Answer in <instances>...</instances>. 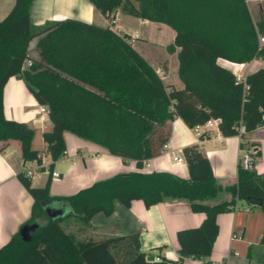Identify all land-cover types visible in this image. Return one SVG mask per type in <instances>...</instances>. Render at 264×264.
Returning <instances> with one entry per match:
<instances>
[{"label":"trees","instance_id":"trees-1","mask_svg":"<svg viewBox=\"0 0 264 264\" xmlns=\"http://www.w3.org/2000/svg\"><path fill=\"white\" fill-rule=\"evenodd\" d=\"M89 1L103 12L120 8L171 25L176 35L167 48L174 51L179 46L178 73L184 86L166 83L133 45L129 33L74 17L34 25L29 15L32 0H14L0 19V150L16 139L24 160H41L31 146L34 129L4 114V84L10 75L19 74L36 100L47 106L52 126L42 132L46 143L42 152L51 160L43 185H33L24 169L16 172L32 196L30 215L21 226L38 225L28 231V239L18 229L0 245V264H182L187 256L212 264L219 213L234 209L240 199L264 211V172L246 169L239 162L237 181L223 185L199 143L182 148L188 177L171 170L119 171L71 193L52 195L51 171L66 150L64 130L142 166L161 152L176 116L191 127L219 117L224 135L239 134L241 147L254 146L249 132L263 122L264 66L238 79L218 58L264 59L260 44L264 7L255 21L247 0ZM35 36L39 56L31 57L28 47ZM27 57L32 63L22 68ZM223 190L231 193L229 199L209 201ZM134 199H143L147 206L184 199L193 210L205 213L199 225L177 230L179 259H148L136 231L82 238L63 226L70 219L88 225L96 212L109 215L117 203L130 206ZM51 202L61 203L64 214L49 217L45 206ZM42 216L44 221L39 220ZM260 241L264 244V232Z\"/></svg>","mask_w":264,"mask_h":264},{"label":"crops","instance_id":"crops-1","mask_svg":"<svg viewBox=\"0 0 264 264\" xmlns=\"http://www.w3.org/2000/svg\"><path fill=\"white\" fill-rule=\"evenodd\" d=\"M255 1L261 2V0ZM13 2L14 0H0V19L9 11ZM247 3L253 19L258 20L260 12L255 16L250 0H247ZM263 7L260 6V11ZM29 15L34 25L65 17L109 25L110 19L115 16L116 24L111 26L129 33L136 48L139 39L149 41V38L137 29L135 31L127 29L123 25V20L133 17L141 23L167 29L170 39L163 42V47L167 49L166 56L158 63L144 56L154 65L166 83H172L178 88L184 86L179 73L174 76L170 73V56L176 54L178 57L179 46H176L174 51H169L167 48L176 35V30L166 25L168 23L143 19L125 13L120 8L103 12L89 0H32ZM151 35L155 38L153 34ZM37 38V36L33 37L29 43L28 53L31 57L39 56L36 47ZM164 38L162 37L161 41ZM218 62L232 69L236 75L241 74L244 77L247 73L264 66L262 57L244 62L219 57ZM176 64L178 68L179 59ZM39 104L21 75L14 74L7 78L3 87L4 114L9 118L23 120L34 129L31 146L42 153L46 145L42 132L50 129L52 122L48 113L38 111ZM170 125L171 132L167 141L171 144L169 148L171 154L183 155V146L199 143L202 151L210 158L219 182L227 185L237 181L241 157L239 134L224 135L220 131L219 124L213 123L203 126L206 137L201 138L194 127L189 126L180 116L172 119ZM71 133L69 130L63 131L66 153L62 157L68 161V165L63 168V165L59 164L61 157L53 163L52 169L62 175L52 177L50 188L53 180L58 181L63 177L65 180H62L63 184L57 186L58 189H50L52 195L71 193L96 179L119 171L171 170L181 176H189L186 160H174L172 156L165 154L162 148L159 154L144 160L143 165L138 166L133 158L124 159L120 155L111 153L102 144ZM249 139L254 143L255 150H260V154L255 156V169L264 172V126L261 125L250 131ZM27 165L28 161L22 158L19 142L16 139H11L0 150V245L5 243L30 215L32 196L16 175L17 171ZM47 176L48 169L38 177V180L33 175L31 182L33 185L44 184ZM230 197L231 193L223 190L216 198L209 201L216 202ZM48 205L52 208H64L59 202H51ZM204 217V212L193 210L189 201L184 199L160 201L150 206H147L143 199H134L130 206L117 203L116 209L109 215L102 211L96 212L90 218L88 225H80L75 219H70L68 225L75 228V231H69H73L78 237L103 238L126 231H136L140 233L142 249L154 254L155 259L166 256L177 260L180 257L177 230L197 226ZM45 219L46 216H42L39 220ZM218 222L219 233L211 253L212 264H264V244L260 241L264 232V211L258 204L240 199L234 209L219 213ZM201 263V259L192 256L184 257L182 260V264Z\"/></svg>","mask_w":264,"mask_h":264},{"label":"rangeland","instance_id":"rangeland-1","mask_svg":"<svg viewBox=\"0 0 264 264\" xmlns=\"http://www.w3.org/2000/svg\"><path fill=\"white\" fill-rule=\"evenodd\" d=\"M250 4L253 7L254 14L256 16L260 12V6L261 5L264 6V0H261L260 3L258 1H255V0H250ZM152 21L157 22L155 20H152ZM123 25H125V27L127 29L132 30V31H135L137 29L140 31V33H142L143 35H145L149 38V41H145L144 39H139L136 43L137 48L139 49V51L143 55H145L146 57H148L149 59H151L152 61H155L157 63L160 60H162L163 57L166 56V54H167L166 50L167 49L165 47H163V42L165 43L166 41H169V39H170V38H168L170 34H169V31L167 29H164L161 27H155V26L149 25L147 23H141L140 21H138V19H133V17H129V18L125 19V21L123 20ZM166 25L173 28L169 24H166ZM151 34H153L155 36V38ZM162 37L163 38L166 37V38H164V40L161 41ZM177 62H178V57L176 54L170 56V73H171V76L178 75V68H177V64H176ZM71 134L73 135L74 133H71ZM74 135L78 136L76 134H74ZM59 164H62L63 168H65V166L68 165V161L65 160L61 156ZM44 172H46V168L43 170L42 169H36L34 171V175L36 177V180H38V177L40 175H42V173H44ZM62 180H65V177H63L62 179H59L58 181L53 180V185L51 186L50 189H52V190H53V188L58 189L57 186H59L60 184H63ZM40 185H43V183ZM40 185H37V186H40ZM68 224H69L68 221L63 222L65 229L75 231V228L70 227ZM83 229H85V228H83ZM80 237L85 238V236H80ZM86 237H88V236H86Z\"/></svg>","mask_w":264,"mask_h":264},{"label":"built area","instance_id":"built-area-1","mask_svg":"<svg viewBox=\"0 0 264 264\" xmlns=\"http://www.w3.org/2000/svg\"><path fill=\"white\" fill-rule=\"evenodd\" d=\"M110 25H115L116 24V17L113 16L110 21H109ZM260 44L264 45V34L260 35ZM32 63V59L31 57H27L23 62H22V68H27L30 66V64ZM238 79L244 78L243 75L239 74L237 75ZM39 112H43V113H48V109L47 106L45 104H39ZM220 122V118H210L208 119L206 122L204 123H199L196 124L194 126V129L196 130V132L199 134V136L201 138H205L206 134L204 132V130L202 129L204 125H211L213 123L219 124ZM262 126H264V116H263V122L261 124ZM260 125V126H261ZM243 128V127H242ZM171 147V144L169 141H166L163 146H162V151L169 155L172 156L174 158V160L177 161H185V157L182 154H171L169 148ZM255 148L254 146L251 147H241V157H240V162L243 165L244 168L246 169H254L255 168ZM66 153V150L64 151L63 155L64 156ZM39 156L41 157L40 161H37L36 159H32V160H28V165L24 168V172L26 175L28 176H33L34 175V171L36 169H42V168H46L48 169V164L50 162V156L44 152L39 153ZM48 157V158H46ZM68 159V158H67ZM51 175L52 177L56 178L59 176V172L56 170H52L51 171Z\"/></svg>","mask_w":264,"mask_h":264},{"label":"water","instance_id":"water-1","mask_svg":"<svg viewBox=\"0 0 264 264\" xmlns=\"http://www.w3.org/2000/svg\"><path fill=\"white\" fill-rule=\"evenodd\" d=\"M62 174H59V176H61ZM45 211L47 212L49 217L52 218H56V217H60L61 215L64 214L65 208H52L49 207V205L45 206ZM38 225L37 222H33L30 224H24L19 228V232L22 236L23 239H28V231L34 227H36ZM148 259L153 260L155 259V255L154 254H148L147 256Z\"/></svg>","mask_w":264,"mask_h":264}]
</instances>
